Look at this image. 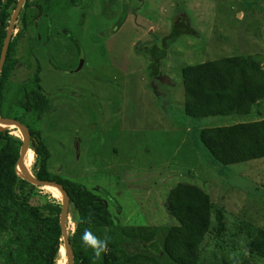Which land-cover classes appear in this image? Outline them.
<instances>
[{"label":"rangeland","instance_id":"374dc122","mask_svg":"<svg viewBox=\"0 0 264 264\" xmlns=\"http://www.w3.org/2000/svg\"><path fill=\"white\" fill-rule=\"evenodd\" d=\"M94 2L96 7L84 11L62 0H30L43 9L37 13L31 6L26 27L20 20L14 26L11 40L20 37L5 104L39 68L48 106L38 130L52 173L103 198L117 226L174 227L164 209L168 192L179 182L202 187L222 210L224 231L217 236L213 213L201 262L264 264L245 251L250 235L264 230V160L223 167L196 140L203 128L263 119L264 100L252 109L260 116L193 120L183 114L181 81L184 67L225 57L249 56L264 69V0ZM123 5L128 15L117 30ZM188 28L194 34L168 47L166 59L159 61L160 82L152 84L146 57L134 49H162L170 33ZM8 131L21 139L18 130ZM35 158L30 151L25 158L33 177ZM61 201L56 189L37 188L29 204L41 208ZM74 229L69 214L67 231ZM57 264H67L63 248Z\"/></svg>","mask_w":264,"mask_h":264},{"label":"trees","instance_id":"16d2710c","mask_svg":"<svg viewBox=\"0 0 264 264\" xmlns=\"http://www.w3.org/2000/svg\"><path fill=\"white\" fill-rule=\"evenodd\" d=\"M62 1L71 9L84 7L83 10L88 11L89 7H96L94 0ZM16 4L17 0H0V54ZM31 6H36L37 13L43 9L25 0L17 19L23 28L27 25V12ZM104 7L108 5L104 4ZM127 15L123 5L117 30ZM49 32L47 26L46 33ZM192 33L189 28L170 33L164 38L167 44L162 49L155 45L134 49L135 53L141 52L146 57V69L152 84L159 83L155 79L159 75V61L166 59L168 47L181 36ZM64 34L79 51L74 38L70 34L67 36L65 30ZM19 37L18 33L15 40L10 41L0 73V117L13 119L27 127L29 149L36 157L34 177L60 185L68 196L69 214L75 226L74 233L69 234L73 264H204L200 247L210 231L211 216L214 213L217 236L224 231V217L202 187L179 182L168 192L164 209L176 222L174 227L117 226L103 198L49 170L50 155L38 130L40 117L48 106V96L40 88L39 68L28 82L17 87L14 100L5 104L9 92L6 84L16 66L12 54ZM181 81L183 114L187 118H252L255 114L261 115L252 109L264 100V69L249 56L225 57L184 67ZM196 140L209 158L223 167L264 160V118L203 128L197 131ZM21 145V140L13 138L8 129L0 130V257L6 254L4 264H57L63 246L59 225L61 205L51 202L41 208L30 206V197L37 188L17 175ZM85 230L109 240L107 252L99 258L82 243ZM245 251L248 258L264 263V230L258 229L250 235ZM14 259L18 261L14 263Z\"/></svg>","mask_w":264,"mask_h":264},{"label":"water","instance_id":"95a60500","mask_svg":"<svg viewBox=\"0 0 264 264\" xmlns=\"http://www.w3.org/2000/svg\"><path fill=\"white\" fill-rule=\"evenodd\" d=\"M25 0H17L16 8L12 14V17L10 19L8 28L6 30V36L3 42L1 54H0V73L3 69L4 62L7 55V50L9 43L11 41V37L14 31V26L16 24L17 18L24 6ZM5 129H16L21 135V148L19 153V158L16 165V171L17 175L27 182L28 184L37 187V188H52L56 189L62 198L61 201V212L59 215V225L61 229L62 234V240L64 245V251L67 258V264H73V253L72 249L69 244V236L66 230V222L69 215V199L65 191L62 189L60 185H57L52 182H45V181H39L36 178H34L27 168L25 167V158L29 152V144H30V134L28 129L22 125L21 123L13 120V119H4L0 117V130Z\"/></svg>","mask_w":264,"mask_h":264},{"label":"clouds","instance_id":"9594fccd","mask_svg":"<svg viewBox=\"0 0 264 264\" xmlns=\"http://www.w3.org/2000/svg\"><path fill=\"white\" fill-rule=\"evenodd\" d=\"M12 17V16H11ZM18 19V18H17ZM17 22V21H16ZM9 25V24H8ZM8 28V27H7ZM27 128V127H26ZM9 130V129H8ZM21 140V139H20ZM30 152H32L29 149ZM33 153V152H32ZM35 156V155H34ZM35 178V177H34ZM37 188V187H36ZM68 219H69V215L67 218V222H66V230H67V224H68ZM68 233V231H67ZM74 233V231L72 232V234ZM70 233H68L69 236ZM63 241V240H62ZM81 241L82 243L90 248L94 254V256L96 258H99L103 253H106L108 250V243L109 240L108 239H101L98 236H96L94 233H92L89 230H85L82 237H81ZM64 249V245L61 247ZM60 248V250H61ZM60 250H59V255H60ZM66 256V254H65Z\"/></svg>","mask_w":264,"mask_h":264},{"label":"flooded vegetation","instance_id":"af4514ba","mask_svg":"<svg viewBox=\"0 0 264 264\" xmlns=\"http://www.w3.org/2000/svg\"><path fill=\"white\" fill-rule=\"evenodd\" d=\"M155 79H156V81L160 82V81H159L160 78H159L158 76H157Z\"/></svg>","mask_w":264,"mask_h":264},{"label":"bare ground","instance_id":"6f19581e","mask_svg":"<svg viewBox=\"0 0 264 264\" xmlns=\"http://www.w3.org/2000/svg\"><path fill=\"white\" fill-rule=\"evenodd\" d=\"M60 194V193H59Z\"/></svg>","mask_w":264,"mask_h":264}]
</instances>
